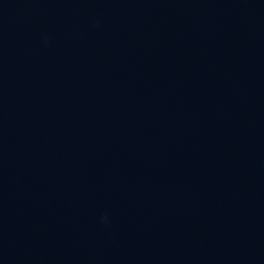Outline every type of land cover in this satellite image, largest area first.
Segmentation results:
<instances>
[{
	"label": "water",
	"instance_id": "obj_1",
	"mask_svg": "<svg viewBox=\"0 0 264 264\" xmlns=\"http://www.w3.org/2000/svg\"><path fill=\"white\" fill-rule=\"evenodd\" d=\"M0 264H264V0H0Z\"/></svg>",
	"mask_w": 264,
	"mask_h": 264
},
{
	"label": "clouds",
	"instance_id": "obj_2",
	"mask_svg": "<svg viewBox=\"0 0 264 264\" xmlns=\"http://www.w3.org/2000/svg\"><path fill=\"white\" fill-rule=\"evenodd\" d=\"M105 219H106V217H105V218H102V222H103Z\"/></svg>",
	"mask_w": 264,
	"mask_h": 264
}]
</instances>
